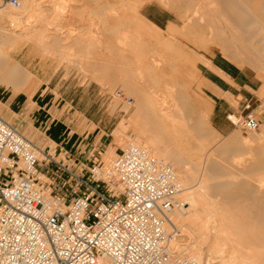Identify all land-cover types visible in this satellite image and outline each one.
<instances>
[{
    "label": "rangeland",
    "instance_id": "374dc122",
    "mask_svg": "<svg viewBox=\"0 0 264 264\" xmlns=\"http://www.w3.org/2000/svg\"><path fill=\"white\" fill-rule=\"evenodd\" d=\"M17 1L18 0H16V2ZM37 1H41L42 3H40V6H43L44 8L51 9L53 6V4L50 3L52 0ZM37 1L36 3H38ZM54 1V5H56L57 0ZM74 2L71 6L72 9L74 8V14L72 13V16L66 17L67 19L65 18V23L64 19H62L63 22L58 21L56 25L57 27L60 26V24H64V26L69 29L76 28L77 34H79L77 37L90 38L93 37L92 33L97 29V24L100 21L103 27L102 29H105V27L108 28L106 33H109L106 35L104 32V39L106 38V42L107 39H115L117 36L114 34L116 27L117 30H119L121 26H125L126 28L129 27V29H131L132 32L127 28V32L132 34H129V36L133 37V41L138 39L135 41L137 44H134L133 42L132 47H128L129 50L127 49V51L122 53L123 58L114 55L110 56L109 54L111 53L104 49H93L92 52L88 53L79 50L78 48H73V50L68 51V45L65 44V42H63L65 44H63L64 47L59 45L62 42L58 37H54V40L51 39V41L48 40L44 43V48H40L38 45L32 43V41L22 39L20 31L17 32L18 28H15V31L14 27L9 25L10 22L6 20L8 23L5 25V20H0L1 22L3 21L2 24L0 23V27L9 30H7V38L9 42L17 40L16 44H19L17 47H14L15 44L12 46L10 45L8 54L34 74L35 78L33 77L34 79H32L31 84L33 86L38 84V86H36V94L33 100L29 101L22 94L14 93H12L9 98L2 99L1 102L3 104L0 103V116L39 146L50 145L52 147L54 144L53 142H55L52 138L56 137L58 138V142L55 144H58L61 141H64V144H67L68 141H70L68 147L71 146L75 149L81 138H84L88 134L87 140L90 136L96 137L98 141L102 139L100 145L102 151H104V149L106 151L107 147L111 145L114 148L115 153L110 157L113 155L115 156L116 152L120 148H123L127 144L126 142L130 139L134 140L135 137L143 136L145 133L146 136L151 135V131H155L157 126L154 127V120L152 118L144 120L145 118L140 114L132 115L135 110L134 96L128 93L126 87L121 85L120 79L116 78L114 82L106 83L103 79L102 72L97 70V66L101 67L108 61V64L111 65L112 69L107 71V74L112 76L121 68H127L128 70H131V72H134L139 66L135 65L134 62L135 60H140V62L148 63L149 65H144L141 68L139 67L142 69L141 75H137L134 72L131 76L129 75V77L138 81L143 89L153 90L158 104H162L163 101H166L167 104L169 103L172 105L173 103H177V105H180V107L183 108L186 104L188 105L191 103L190 108L192 107V113L194 116L198 115L197 113L206 101H209L212 104V111L207 119V127L204 129V132H202L203 139L194 132H191L190 128L186 129V132H180L182 135H179V130L176 129L177 125L171 127L168 125L167 121H164V119L158 118L156 120V123L160 125H168V128L165 127L164 132L170 141H176V148L178 146L177 149L180 150V153H178L176 157L178 156L182 161L190 158L193 162H198V165L200 164L199 175L205 173V171L208 172V170H210L213 165H216V163L220 165L225 163L223 166L226 170L225 172L231 176L228 178L231 185H236L239 181L241 182L242 179L246 178V176H242V172L244 173L243 167H246L248 164L250 165V162L252 163V161H254L253 159H250L251 156L254 155H251L250 152L247 151V149H251L252 146L247 149L244 147V150L243 148L240 149L238 147H233L227 149L224 154L213 152L210 156L209 153L211 152L209 150L213 148L214 145H219L224 142V139H227L230 135H238L240 138L248 139L250 135H264V132H241L240 130L235 129L226 119L227 114L225 115L226 130L220 132L210 119L214 109V100L205 90L211 85H208L204 78H206L205 75L207 70L210 69L208 67V60H210L211 65L212 61L219 64H228V66L233 68L235 72H239L240 70L247 74L253 86L259 88V92L257 93L258 96L264 98V70L259 67L260 65L262 66L263 63L260 65L256 63L257 65H255V63H252L254 62L253 60L256 59L254 54H250L249 56V54H240V52L239 54H233L236 56L237 61L226 58L221 51L224 44L222 43L223 46H221L222 44L220 45L221 40L226 38V34H218L217 32H214V34L207 36L206 31L202 32V30H196L201 34L199 36L196 34L194 35L193 31L195 28L190 23L186 24L184 22V13L181 12V9L178 10L177 7H175L177 6L176 3L167 4V1L164 2V0H109V6H107L108 4L106 0H74ZM104 2H106V4H104ZM172 2L175 1L172 0ZM2 4L3 2L0 0V5ZM101 4H104V7ZM34 5L35 2L33 3V6ZM70 5V1H66L63 6L68 8ZM53 8L49 10V12L47 11V13L51 15ZM99 13H104V15ZM142 16L146 17L149 22L143 21ZM20 17L21 21L22 18L23 21L26 19V15H21ZM119 17L122 19L120 20ZM116 23L118 26H116ZM151 23H154L160 29L154 31L155 29ZM112 29L114 30L113 32ZM89 31L92 34L91 36ZM12 32H17L16 34L19 33V37L21 35L20 39L15 33L11 34ZM192 34L196 37L191 38L194 37ZM200 46L202 47L200 48ZM225 49L227 51H232L231 48L229 50L226 46ZM83 54L97 55L93 56L96 57L94 58L95 60L90 61L91 58H88L87 61V58L85 59ZM261 55L260 58L264 57V54L263 56ZM79 58L81 62L84 60L83 64L86 63L82 67L77 66L76 62H79ZM89 62H91L92 65H90L91 63L88 64ZM215 69L216 68L213 67V70ZM215 71L217 72L218 69ZM101 83L109 84V89L103 87ZM2 88L3 86L0 87V92L3 90ZM117 92H120L121 95L117 94ZM2 96H0V99ZM128 99L130 101H128ZM150 99L155 102L154 96ZM230 102L234 107L237 106V103L234 100H230ZM121 121L124 125L123 128H126L125 130L123 129V132H125L124 135L127 136H125L127 139L124 137L126 141L123 142V144L121 141H119V144L116 139L117 137L112 133L113 130L119 129L116 128V126H118L117 123H120ZM193 121H191V123ZM138 132L140 133L139 135ZM190 134H192V136H190ZM248 143L251 145L253 143L254 145V142L252 141ZM241 154L245 156L242 155L243 160L240 159L242 157ZM105 155L106 154L104 153V158ZM249 155H251L249 157L250 160H246L245 158H248ZM233 156L239 157L236 159V157L233 158ZM244 159L246 162H244ZM241 160L243 161L242 163ZM167 162L171 163V161ZM230 162L231 164L234 163L233 166L229 164ZM238 163L242 165L241 168H238L241 166ZM171 165L173 164L171 163ZM173 167L175 166L173 165ZM175 169L177 168L175 167ZM182 169L183 171H187L189 166L184 165L182 166ZM257 173H251V177L257 176ZM198 181L199 179H195L187 185H183L182 188L184 187L185 191L195 188L198 185ZM188 187L190 188L186 190ZM211 192L209 191V194L212 195L213 192ZM240 195V190H234L232 199L226 201L222 198V201L237 210V214L239 213L238 216L241 217L238 219L237 216V219L241 224L246 225L247 223V225H250L253 223V226H255L256 222L262 224L263 221L257 220L254 214L249 211V208L254 205L255 202L249 201V199H245ZM243 221L245 223H242ZM181 232L182 233L175 238L174 243L178 244L180 247H177L178 250H176V252L184 254L186 251L185 249L191 248L193 244H196L197 240L192 232H187L185 229ZM202 247H204V245H202Z\"/></svg>",
    "mask_w": 264,
    "mask_h": 264
},
{
    "label": "built area",
    "instance_id": "2783aa9c",
    "mask_svg": "<svg viewBox=\"0 0 264 264\" xmlns=\"http://www.w3.org/2000/svg\"><path fill=\"white\" fill-rule=\"evenodd\" d=\"M244 108L226 119L264 132V101ZM63 144L41 148L0 116V264H197L170 247L169 165L130 142L109 161L101 146Z\"/></svg>",
    "mask_w": 264,
    "mask_h": 264
},
{
    "label": "bare ground",
    "instance_id": "6f19581e",
    "mask_svg": "<svg viewBox=\"0 0 264 264\" xmlns=\"http://www.w3.org/2000/svg\"><path fill=\"white\" fill-rule=\"evenodd\" d=\"M36 1L37 0H18L15 4H12L9 0L4 1L3 4L0 5V20H5V25L10 22L9 25L13 26L14 30L15 28H18L17 32L20 31L22 39L32 41V43L38 45L40 48L43 47L44 43L48 40L51 41V39L54 37H58V39H60L62 42L59 45L63 46V42H65V44L68 45V51L73 50V48H78L79 50L86 51L88 53L92 52L93 49H104L111 53L109 54L110 56L114 55L122 57V53L127 51V49L129 50L128 47H132V43L134 42L135 44V41L138 40L135 39V41H133V37L129 36V34L132 35L131 33L127 32V28L129 29V27L126 28L125 26H121L119 30H117L116 26L118 25L116 23L114 34L117 36L114 40L110 38L112 41L107 39L105 42L106 38L104 39V34L106 31H108V28L105 27V29H102L103 27L100 21L97 24V29L92 33L93 37H77L79 34H77L76 28L69 29L64 26V24H60L58 27L56 26L58 21L63 22L62 19H64L65 23V18L72 16V13L74 14V8H71L74 0H57L56 5H54L55 1L52 0L50 3L53 4L54 8L52 6L53 11L51 12V15L47 13V11L49 12V10L52 8H44L43 6H40V3H42L41 1H37L38 3H36ZM66 1H70L71 4L68 6V8L63 6ZM106 1L108 4L109 0ZM165 1H167V4H177L175 7H177L178 10L181 9V12L184 13V22L186 24L190 23L195 28L193 31L194 33L192 32L194 35L196 34L199 36L201 34L196 30H202V32L206 31L207 36L214 34V32H217L218 34H226V38L221 40L220 43V45L222 43L224 44V46L223 44L221 46H223L225 51L223 49L221 51L226 58L237 61L236 56L233 54H239V52L240 54H249V56L250 54H254L256 59L253 60L254 62L252 63H255V65H260L263 63L264 65V57L260 58V55L262 54L261 56H263L264 54V0H173L175 2H172V0H164V2ZM34 2V6L36 7L33 6ZM104 4H106V2H104ZM107 6H109V4ZM104 13L99 14L104 15ZM21 15H26V19L24 21L23 18L21 21ZM119 18L120 20L122 19L121 17ZM143 21L149 22L146 17H143ZM2 22L0 21L1 24ZM151 25L155 29H153L154 31L160 29L154 23H151ZM7 30V28L0 27V87L3 86V90L0 92V94L3 95L0 96L3 98L1 97L0 103L3 104L1 100L9 98L12 93L22 94L29 101L33 100L36 94V86H38V84L33 86L31 83L32 79L35 78L34 74L22 66L21 63L14 57H11L10 54H8L10 45L12 46L15 44L14 47H17L19 44H16L17 40L14 42H9L7 38ZM113 31L114 30L112 29V32ZM129 31H131V29H129ZM13 33L15 32H12L11 34ZM89 33L91 36L92 34L90 31ZM193 34L192 36H194ZM195 37L196 36L191 38ZM225 46L228 47L229 50L231 48L233 53L232 51H227ZM201 47L202 46H200V48ZM95 55L97 54H83L85 59L87 58V61L88 58H91L90 61L95 60L94 58L96 57H93ZM78 60L79 62L75 61L78 67H82L86 64H83L84 60L82 62L80 61V58ZM208 62V67H210V60H208ZM90 63L91 62L88 64ZM105 63L106 64L101 67L97 66L98 69L96 67L95 68L99 70V72H102L103 79L106 81V83H112L116 80V78L120 79L121 85L126 87L128 93L134 96L135 110L133 111L132 115L140 114L143 118H145L144 120L152 118L154 120V127L157 126L155 131H151L152 129L150 128V131L152 132H150L151 135L146 136L145 133L143 136L141 135L140 137H135L134 140L128 139L129 141L127 140L128 142L126 143L130 142L136 144L142 149L146 150L151 156L158 159L160 162L169 166L172 163L177 168L175 169L173 165H171L172 167L170 166L173 169L175 179L180 186V191L177 194L178 205L169 213V218L178 228L180 233H182L181 231L185 229L187 232H192L193 236H195L197 240L196 244H193L191 248L185 249L186 251L184 250V254L178 252L180 254L178 255L181 258L194 261L197 264H264V135H250L249 138L247 136L248 139L240 138L238 135H230L227 137V139H224V142L220 143L219 145H214L213 148L209 150L211 152L209 153L210 156L213 152L224 154L227 149L233 147H238L240 149L243 148L244 150V147L247 149L248 147L250 148L252 146L251 149H249L250 151L248 149L247 151L254 156L249 155L248 158L245 159L248 160L251 156L250 159L254 160L252 161L253 164L250 162V165L248 164L249 166L246 165V167H243L244 173L242 172V176H246V178L242 179L241 182L239 181L238 184L231 185L229 183L228 178L231 176L225 172L226 170L223 166L225 163L223 165L216 163V165H213L210 170H208V172L205 171V173L199 175L200 164L198 165V162H193L190 158H187L185 161L179 159L178 156L177 158L176 155L180 153V150L177 149L178 146L176 148V141H170L164 130L165 127L168 128V125L171 127L177 125L176 129L179 130V135H182L180 132H186V129L190 128L191 132H194L202 138V132H204V129L207 127V119L212 111V104L209 101H206L202 107L200 106L201 108L197 113V116H194L192 113V107L190 108L191 103L188 105L186 104V106L183 108L180 107V105H177V103H173L172 105L168 103V105L166 101H163L162 104H158L157 100L155 99V92L153 90L143 89L138 81L129 77V75L131 76V74L134 72L137 75H141L142 69L140 68L144 65H149L148 63L135 60L134 64L137 66L139 65L137 70L131 72V70H128L127 68H121L117 70L116 73L113 71L114 74L112 76L107 74V71L112 69L111 65L108 64V61ZM90 65H92V63ZM263 65L259 66L262 70H264ZM206 83L210 85L208 81H206ZM102 85L103 87L107 88L109 86V84ZM153 96L155 102L151 101L150 99L153 98ZM158 118L164 119L165 122L167 121L168 125L163 126L156 123ZM191 121L193 122L191 123ZM117 124L118 126H116V128L119 129L113 130L112 133H114V136L117 137V141H121L123 144V142L126 141L124 139L126 135H124L125 132H123L124 125L122 124V121ZM139 134L140 133L138 132V135ZM190 136H192V134H190ZM251 141L254 142V145L253 143L252 145L248 143ZM69 142L70 141H68L66 144V148L69 146ZM53 143L54 144L52 148L55 145V142ZM79 144L83 145L82 143ZM100 145L101 144H97L96 146ZM40 146L42 148L44 145ZM247 151L246 153L248 154ZM104 153L107 155H105V158L107 159L104 158V160L109 161L114 156L113 155L110 157L115 153L114 148L109 145L106 151L104 149L103 155ZM242 155L243 154H241V156ZM243 156L240 159H242ZM235 157L233 156V158ZM245 159L244 162H246ZM242 160L241 163L243 162ZM167 161H171V163ZM229 164L233 166L234 163L231 164L230 162ZM238 164L241 165L240 163ZM184 165L189 166L187 171H183L182 166ZM241 167L242 165L238 168ZM251 173H257V176L251 177ZM195 179H199L198 185L195 188L189 189L190 187H188L186 188V190L189 189L188 191H185L184 187L182 188L183 185H187L189 182H192ZM234 190H240L241 197L255 202L254 205L249 208V211L254 214L257 220L263 221L262 224L255 221V226H253L254 224L251 223L250 225L253 226L251 227L250 225H247V223L246 225H243L240 223V221H238V219L241 217L238 216L239 213L237 214V210L229 206L226 202L222 201L223 199L226 201L232 199ZM209 191H212L214 194L212 192V195L209 194ZM242 223L245 222L243 221ZM175 238L171 241L170 247L171 250L177 254V247H180L178 244L174 243ZM202 245H204V247H202Z\"/></svg>",
    "mask_w": 264,
    "mask_h": 264
},
{
    "label": "crops",
    "instance_id": "0c3cea01",
    "mask_svg": "<svg viewBox=\"0 0 264 264\" xmlns=\"http://www.w3.org/2000/svg\"><path fill=\"white\" fill-rule=\"evenodd\" d=\"M212 65L216 68L215 70L218 69L217 72L221 74L213 70ZM212 65L206 72V78H204L211 85L205 90L214 100V109L210 119L220 132H224L226 130V114L247 113L248 110L244 108L245 104H249V110H256L258 102L263 101L264 98L258 96L257 93L259 92V88L253 86L247 74L244 72L240 70L239 72H235L228 64H219L212 61ZM230 100H234L237 106L234 107ZM87 136L88 134L79 141L85 148L96 146L102 142V139L98 141L96 137L91 136L87 140ZM52 139L55 143L58 142V138L53 137ZM67 148L69 152H74L75 150L71 146Z\"/></svg>",
    "mask_w": 264,
    "mask_h": 264
}]
</instances>
